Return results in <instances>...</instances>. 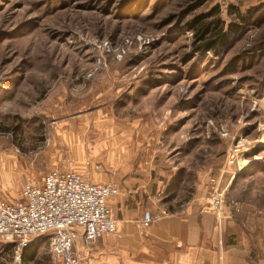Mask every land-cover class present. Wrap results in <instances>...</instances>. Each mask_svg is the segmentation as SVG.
<instances>
[{"label":"rangeland","instance_id":"374dc122","mask_svg":"<svg viewBox=\"0 0 264 264\" xmlns=\"http://www.w3.org/2000/svg\"><path fill=\"white\" fill-rule=\"evenodd\" d=\"M55 168L165 213L222 190L224 264H264V0H0V195ZM8 239L0 264H63Z\"/></svg>","mask_w":264,"mask_h":264},{"label":"built area","instance_id":"2783aa9c","mask_svg":"<svg viewBox=\"0 0 264 264\" xmlns=\"http://www.w3.org/2000/svg\"><path fill=\"white\" fill-rule=\"evenodd\" d=\"M117 194L119 191L112 183L93 182L83 172L71 168L52 169L25 183L19 199L8 200L0 195V235L16 242L20 250L47 235L57 260L63 264H83L76 249L78 239L94 244L117 231V220L108 203ZM208 201L205 210L215 215L220 231L225 219L224 191L216 190ZM155 218L147 211L143 226H150Z\"/></svg>","mask_w":264,"mask_h":264},{"label":"crops","instance_id":"0c3cea01","mask_svg":"<svg viewBox=\"0 0 264 264\" xmlns=\"http://www.w3.org/2000/svg\"><path fill=\"white\" fill-rule=\"evenodd\" d=\"M121 189V188H120ZM122 191V192H121ZM110 200L117 231L94 244L78 239L83 264H224L215 217L199 204L186 213L154 210L149 195L138 190H121ZM149 211L156 218L150 226L142 220ZM233 219L224 233L235 227ZM236 224V223H235ZM239 230V226H236Z\"/></svg>","mask_w":264,"mask_h":264},{"label":"trees","instance_id":"16d2710c","mask_svg":"<svg viewBox=\"0 0 264 264\" xmlns=\"http://www.w3.org/2000/svg\"><path fill=\"white\" fill-rule=\"evenodd\" d=\"M218 11V9H216L214 11V13L216 14V12ZM207 15H201L199 17H197L194 20L193 26L197 31V36H202V39L204 40V42L199 46L200 48L203 47H210L213 49H216L217 46H219L221 43L225 42L226 39V35L224 33V31L222 30V28L220 27V21L218 19L213 20V29L214 31H210L209 34L207 35V30H208V22L205 21ZM31 244H29L27 247H25V251L23 252L22 258H25V254L26 251H28V249H31ZM33 255H35V253L31 254V257H33Z\"/></svg>","mask_w":264,"mask_h":264}]
</instances>
